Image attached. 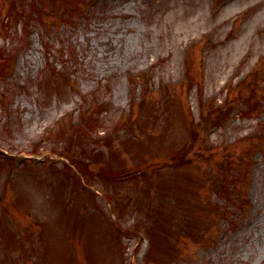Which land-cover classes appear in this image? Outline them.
I'll list each match as a JSON object with an SVG mask.
<instances>
[{"label":"rangeland","instance_id":"rangeland-1","mask_svg":"<svg viewBox=\"0 0 264 264\" xmlns=\"http://www.w3.org/2000/svg\"><path fill=\"white\" fill-rule=\"evenodd\" d=\"M0 149V264H264V0H0Z\"/></svg>","mask_w":264,"mask_h":264}]
</instances>
